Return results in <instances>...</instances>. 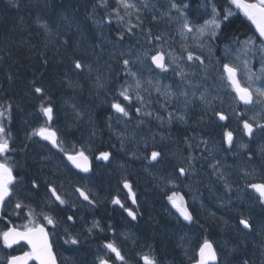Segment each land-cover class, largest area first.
<instances>
[{"label": "flooded vegetation", "instance_id": "obj_1", "mask_svg": "<svg viewBox=\"0 0 264 264\" xmlns=\"http://www.w3.org/2000/svg\"><path fill=\"white\" fill-rule=\"evenodd\" d=\"M71 7L76 8L75 6ZM99 8L100 7L98 5L93 6L91 8V11L95 15L94 18L96 19V24L98 22H101L103 24L102 28L104 30L102 31V34L107 40L109 39L108 30L110 28V25L107 23L106 19H102ZM97 12L100 15H98ZM96 15H98V18L96 17ZM192 16L196 20L199 19L197 10H194L192 12ZM160 18L161 17L158 14L155 21L161 23ZM64 41L65 40L62 41V44L64 47H66V41ZM216 42L220 45L219 49L221 61V83L217 86L220 87L222 91V30ZM189 45L191 47H194L193 42H190ZM192 56L193 59H196L197 54L192 53ZM198 61L202 62L200 60ZM105 62L106 61H102V63H104L103 67L106 70L107 68L105 66ZM190 62H192V60ZM160 70L161 69H158V71ZM177 70H179V72L182 71L179 68ZM142 72L146 74V71L142 70ZM112 77L114 78L115 83H117L118 85L122 84V81L117 79L115 74H113ZM150 78L154 79V76H150ZM205 78H209L207 70ZM203 87L204 92H208L210 88V80H208V82L203 81ZM42 98V102L37 107H34L31 111L32 114L37 119H39L38 123L35 121V119H32L30 125L36 123L37 124L32 126L31 128H26L18 124L15 119H17L19 116L24 117V114L27 112L25 111V105H27V102H25L23 98L19 101L6 100L0 94V111H3L5 113L3 117H0V125L4 127L5 136L9 142V150L3 155H0V162H5L11 167L12 175L15 178L14 183L10 185V195L5 198L2 204H0V233L7 231L9 228H15L16 230L23 232L35 225H42L45 231L48 233V243L50 244L52 254L55 257V264H100V261L102 259L105 260L107 264H144V261L142 259L144 255H148L154 258L156 264H160L163 255H159L160 252L155 250V247H153L155 246V243L152 245L148 244L145 240V238H147V235H144L143 241L138 238V234L143 231V229L148 227V224L144 223L146 222V220L144 219V213L146 211L144 203H146V201L144 199L138 202L135 201V205L132 206L129 197H127L126 195V189L125 187H123L125 182L130 183V188H127V190L131 189L136 194V191L134 190L135 187L131 185V182L133 180H138V176L131 177L126 166H114L111 164L104 165L102 164L104 159H98L101 153L106 152L100 151L103 148L101 145H107L105 134L100 130L101 125L104 124L105 121L111 120L112 118H107L105 117L106 115L98 118L97 120H101V122L100 126L97 128V122L95 123L96 126H94L93 121L89 124L83 125L86 120L84 121V118H82L81 115L78 123H71L70 126L68 125V128L66 127V123L63 124V122L68 121L72 118L71 112L64 110V113L59 118V114H56L57 111L52 101L49 100L45 96V94H43ZM117 98L118 97L115 96L113 97L111 107L112 104L115 103L114 101ZM79 103L83 107L84 103ZM198 103L199 102H196V104ZM73 105L74 103L71 106ZM198 105H201V103H199ZM41 106H50L53 108V118L51 121H49L47 117L44 116L43 112L41 111ZM178 108L185 109L188 107L185 106L184 102L179 104ZM205 109L206 110H202L200 112V114H203L202 118H198L197 116L194 118L187 117L186 119H180V126L175 121L170 122L164 127L162 123V126H159L158 138L164 139L163 146L164 144L169 145L172 139H175V141H177L179 137L188 138L189 136H191L189 137V139L195 137H198L200 139L202 138V141L200 142L201 147L199 146V148H197L196 150L190 149V152L184 151L181 148V144L176 142L174 147H172L171 145L165 150V154L168 157L171 156L176 151L175 148H181L182 153L190 154V159L192 160H189L188 162L190 175H188V177L186 178H183V176L176 177L177 182L175 185H177V187L181 186L183 189H185V191L182 190L181 195L187 202L192 201L190 202L191 204H198L197 202H199L200 199L202 201V198H204L203 202L204 204H206L204 206H206V209H209L211 198V184L209 182V178L206 177L210 174L209 168L206 165L210 164V157L209 155H207L206 158H203L204 160H200L199 157L205 152L203 149L210 146V143H207L206 138L211 126L209 116L210 113H207L208 107ZM125 110L128 112V115L124 117L122 122H119L124 131L120 133L121 136L126 133L125 138H129L130 136L139 138L140 130L142 133H145V127H136V124L141 121V118H139V122H137L136 120L132 119V112L129 109ZM88 117L90 118V116ZM96 117L97 115H95L94 118L91 117V120H95ZM57 118L58 120H60L58 121ZM102 119H104V122L102 121ZM195 125H197L195 129V131L197 130V132H194L193 135H191L190 131H192V128L194 129ZM218 125L223 131H221V135L217 136L220 145H222V164H226V166L223 165V168H225V170L222 174V187L220 190V197L224 195L222 196V201L224 202H222V204L225 205L228 202L233 201L235 193L237 194V192H240V196L242 195V197H246V194H241V191L243 193V189H247L248 192L249 190L251 191L252 184L264 183V157H256L255 159L252 158V162H245V159L240 154L241 152H239L240 148L238 147L241 146L240 142L242 138L241 133L237 132L238 126L236 124H231L230 126L225 127L224 123H219ZM261 125H264V120ZM40 127H47L55 131L57 139L65 151L73 154L82 151L88 158V161L90 163V170L88 172H83L80 169L76 168L73 163L67 159L65 151L53 148L52 145L47 141L42 140L39 136L33 135V131L35 129H39ZM200 129L202 130V133L199 132ZM225 130H228L232 133L233 139L231 145L226 142ZM83 133H86V135L84 136ZM92 133L98 136V138L100 139L99 142L92 144L90 142V139L88 140V137H90ZM243 138L247 139L244 136ZM252 140L256 148L259 149L262 147V149H264V127L260 128V132L254 134ZM244 141L247 142V140ZM144 147L146 146L139 147L137 151H135L134 149V152L132 151V155H141L142 153H145V150L143 149ZM200 149L202 150L201 152ZM129 152L130 151H127L128 155ZM106 153H108L109 156L113 155L110 152ZM166 161L167 164H165ZM200 162H203L202 167L205 166L207 168L204 167V178L202 177L203 182H201L198 188L193 185L194 182L191 181L190 177L191 172L196 166L200 165ZM243 162H245V164H243ZM255 162L256 164H254ZM79 163L82 164V161H79ZM165 163L162 164V168L156 167V169L168 171L166 165H173L174 168V163L172 162V160L169 161L168 159H165ZM239 167L241 170L239 169ZM108 170L112 176L107 175ZM234 170L236 173L234 172ZM240 171L243 172V174ZM231 172L232 174H230ZM244 172L247 173L246 175L248 176V178ZM233 174L235 176H233ZM115 176H118L119 186L116 185V190H112V188L114 187V183L117 182L114 180ZM143 176H145V172H141L139 175L140 178H142ZM240 177H242V179ZM188 181L189 183H187ZM184 184L186 186H184ZM229 185L231 186L229 187ZM233 185L235 187H233ZM238 187H241L239 188L240 190L238 189ZM49 188H54L57 194L60 195L61 198L65 201V203L60 204L59 201H57L52 195V192L49 191ZM78 188L89 197V199L92 201L91 204L80 195V192L77 191ZM189 189L191 190V192ZM199 194L201 198L199 197ZM115 199H118L120 201V204L113 203V200ZM193 200L197 202H194ZM244 200L245 198L239 199L240 202H243ZM17 203L21 205L20 208L16 207ZM159 203H163V200H161V202ZM121 205H123V207H121ZM161 206L164 209V206L162 204ZM126 209L134 213L135 219L128 215V211H126ZM46 216L50 217L54 221V224H48L47 220L45 219ZM69 216L73 217V219L69 220ZM195 216L198 218V214ZM82 222H90L94 226H96L94 227V229L89 230L88 236L83 238L87 242L86 246H81L78 242L75 244L72 243L73 239L78 241V233L83 229V227L80 228L82 226ZM98 223L101 233L95 231ZM119 228L127 230L121 231ZM101 229L103 231H101ZM129 232L130 235H128ZM90 233H92L93 235ZM124 235H127V239ZM133 235L134 237H137L134 238ZM204 242L205 241H203L201 238H198V241L196 242V244H194L192 251L198 252ZM108 243H112L116 246V248L123 256V260H118L116 255L105 247V245ZM166 249L174 250L170 247H167ZM31 252L32 248L26 240H19L18 242L13 243L11 247H6L3 243V240L0 239V264H8V259L11 256L24 258L26 253ZM174 252L175 250L170 251L169 256ZM25 264H38V261L35 259H27Z\"/></svg>", "mask_w": 264, "mask_h": 264}, {"label": "rangeland", "instance_id": "obj_2", "mask_svg": "<svg viewBox=\"0 0 264 264\" xmlns=\"http://www.w3.org/2000/svg\"><path fill=\"white\" fill-rule=\"evenodd\" d=\"M9 1H10L9 7H12V6L14 7L17 4H20V2H24V4H22L21 6H27V2L29 3L30 1H32L31 3L34 8L30 7L26 9L24 11V14H22V16L33 15L37 17V20H38L37 23H32V26L27 25L29 26L30 29L26 28V26L24 27V25L21 24V21L20 23L18 22L20 16L17 14L10 13L9 9L11 8L9 9L6 8L5 6V4L7 5L6 1L0 0V20L1 22L7 21V23L9 24V26L0 24V37L10 36V40L12 41V44H10L9 46H5L3 45L4 43L3 39L0 38V50H1L0 51V94L6 100L19 101L23 98V100L27 102V105H25V111L27 112L24 114V117L19 116L17 119H15L18 124L26 128H31L33 126V125L30 126V122H32V119H34V116L31 112L32 108L30 107V105H39L40 101H42L41 97H43V94L46 95L50 91L54 92L55 94L53 96L54 100H52V103L54 104L55 109L57 111L56 114L61 115L62 113H64V110L71 112L72 118L68 121L63 122V124L66 123V127H68V125L70 126L71 123H74V122L78 123L81 115H82V118H84V120L88 121L89 117L85 114L86 111L84 110H102V108L107 107V105L103 106L104 101L100 103L101 101L99 100L98 92L91 91V94L87 95L83 92L82 89L72 84L66 83L70 79V75L77 72V69L75 68V65H74L75 62L79 61L82 64V69L84 67L85 71L88 73H91V75L93 74L92 77L96 79L98 75H96L95 73L97 71L99 74L102 68V61H104L106 58H107V62L110 63L109 65L114 64L116 62V58H120L122 60V64L127 58L130 61V62L128 61L129 62L128 64L131 63V64L138 65L140 64L139 57L142 53H144L145 51L146 53H150L156 49L164 50L163 54L169 62V67H167L168 71L169 70L173 71L172 67L181 66L183 81H185V83H184V87L182 91H178V90L174 91V88L164 85L163 83L159 85L158 84L159 81L157 77L164 73H158V72H155L156 78L154 79H151L149 76H147L148 83L142 82L141 79L145 80L144 77H141L137 81V77H138L137 73L142 71V69L140 67L134 66L135 67L134 69L136 70V72L135 73L133 72L132 77H131V79L133 78V80L128 84V86L131 85V88L130 89L128 88V95L131 90V92L135 94V101L138 104H141V108H139L140 114L142 113L141 117H144L146 120H153L157 122L156 125L143 124L142 123L143 120L139 122L143 127H145V133H142L141 130L139 131V138H140V141H148L149 144L146 145L147 147H149L150 145H154V136H159L158 130H159V126H162V123H163V127L169 124L170 122H174V121L179 124L181 123L180 119L182 118V115L186 116V114L182 110L183 108H180V109L178 108V105L181 103L185 102V106L188 107V108H185V112H189V110L193 109L192 113L194 115H197V113H200L201 110H206L205 107L207 106H209V109H210L212 106V102L219 104L221 100H222V105H223L222 110L226 111L230 116H234L237 112L238 106H237L236 100L231 99L229 95L224 91L223 88L221 92L220 87L217 86L218 84L214 80L215 73L216 74L219 73L218 67H217L218 65L216 63L214 62L212 63L211 61H209L208 63L207 60L202 61L203 57L202 55H200L199 60L202 62H199L194 59L193 64L186 61L183 63V66L181 65V62L185 60L186 55L191 52L189 43L194 35L192 32H188L183 27V25L187 22L189 26L192 28V24L187 18L188 15L186 14V11L184 10V8H181L178 6H176V8H173L172 7L173 3L170 0H129L130 3L135 5V8H129V9L123 8L121 5L117 3V0H116V3L118 4V7H117L118 12L114 14V18H116L115 23L116 25H119V22L122 21L123 25L122 26L119 25L118 28L121 32H124V34H126L124 36L127 37L129 43L128 41L125 42L124 39L119 40V41L115 39L121 34V32L117 30L116 28L115 29L110 28L109 39L107 40L101 39L102 32L98 30H100L99 25H103V24L101 22H98L96 25V22H95L96 19L93 17L92 12L86 11L84 13L76 15L78 8L70 7L71 4L70 3L66 4V0H64V2L59 1V0H50L51 1L50 6L47 7L46 10H45V7L48 5V3H44L43 0H30V1L29 0H9ZM84 1L87 5L84 3L82 5L83 9L84 7L87 8L89 6H92L95 3L94 0L93 1L84 0ZM159 2H162V4H165L167 8L164 7L162 11H159V6H160ZM35 6H37L38 8H36ZM141 7L151 10L153 13H158L159 16L161 17L160 20L163 23V26L160 27V31L158 33L159 36H157L156 34L151 35V37L149 38V41L145 42L146 46L142 48H141V45L138 43V41L142 43L144 41V38L147 36L148 31H146L145 28H135L134 38L138 39V41L136 42L132 38V34L129 33L131 32L130 29L131 27H133V25L125 17L126 16L125 12H127V15L129 17L133 16V18H136L138 16V12L140 11ZM35 9L41 10L42 16L41 15L39 16V14L41 13L37 12ZM97 14L100 15L98 12ZM43 15L48 20L45 23H43ZM98 15H96L97 18H98ZM214 19L216 20V18ZM62 20L63 22L67 20L66 22H68L69 24L72 22H75V23H73L72 25L73 27H70L69 25L68 27L63 28L64 25L61 23ZM55 21H57L58 25L56 24ZM12 25L14 26L13 28L11 27ZM41 25H44V27H42ZM205 25L206 24H204L202 27H205ZM32 28H35L36 31L34 30V32H32L33 31ZM197 30L195 33L196 45L202 47V44L199 40L200 33ZM216 30L217 28L212 29L210 31H206V32H208V34L212 36V31L216 32ZM36 32H37V35L35 39V43H36L35 46H36L37 51L35 54H38V55H35L34 58H31V57L29 58L30 44H33V43L31 41H28L30 39H27V38L30 37L31 34H34ZM65 32H66V35H65ZM110 32H111V36H110ZM84 33L86 36L84 35ZM63 36H66V38L67 37L70 38L71 44H69L68 46L70 47V49L65 48L63 45H60V42H61L60 39H62ZM92 36L97 38L98 43H94V40H92ZM151 41L152 42L154 41V42L149 44V42ZM112 42H115L116 45L112 44ZM130 42L135 43V45L133 44L134 46H130L129 45ZM104 43H105L104 45L105 47H103ZM244 44L249 45L250 42H244L243 45L237 42L233 43L231 46V52L236 53L237 55L236 59H237V62L241 70V76L243 80L252 88L256 96L255 98L256 100H255L254 106L250 108H243L242 112L248 117H252L256 120H262L264 118V97L260 96L256 90L257 89L264 90V67L259 70L257 75L253 74L252 65L250 63H247V59L250 56V51L247 50L248 46H245ZM95 48L97 49L99 56L98 55L96 56ZM68 52H72L77 57L70 58V59H64V57L62 56L63 60H59L51 65L52 72L48 75L40 77L38 74H35L32 77L24 76V78L23 77L15 78V80L12 79L11 77L13 76V74L11 75L10 73L11 70L16 71V72H21L22 70L21 64L25 61L26 57L29 58V62L28 64L25 63V66H27L28 69H38L37 65H39V68H40V64L42 63L44 64L46 62L45 59L51 60L53 56L52 54L68 53ZM261 54L264 60V53L262 50H261ZM210 57H212V53L209 54V58ZM113 59L115 60L114 62H112ZM97 61H99L100 63H96ZM190 65H192V68L189 69ZM141 66L146 68V72H147L146 74H148L147 70H150V69L147 66V64L142 62ZM127 67L128 69L126 70V73H131L132 70L129 69V65ZM122 70H124V68H122ZM206 70L209 75L208 79L205 78ZM165 74L169 75V72ZM28 77H31L32 80L28 81L27 80ZM208 80H210L211 89L209 88L208 92H204L203 81L208 82ZM40 81L41 83H38ZM129 81L130 80H128V82ZM49 82L51 83L50 86L47 85V83ZM128 82L126 81L125 84H127ZM137 82H139L140 84L139 88L136 87ZM35 87H41L44 93L37 94L34 91ZM117 87H113L115 90L112 88V95L114 92L117 95L118 94L120 95V92L124 89L122 87H125V85L121 84V86L119 85ZM95 88H97L96 85H95ZM142 92L144 95L141 94ZM108 94H110V92ZM120 97L122 98L123 96L120 95ZM79 102L84 103L83 107L80 105ZM127 102L129 105V103H131V99L128 100ZM196 102H201V104L203 105V106L199 105V108H197L198 110L192 107L194 103L196 104ZM73 103L75 106L74 105L71 106ZM113 111L115 114L116 111L114 109ZM119 115H122V114H119ZM118 117L119 116H117L116 119H113V120L118 121ZM103 120L104 119H102V121ZM198 121H197V124H198ZM100 122L101 120H97L98 127L100 126ZM95 123L96 122L94 120V123H93L94 126H96ZM116 126H117L116 124H113L108 120V121H105V123L101 126L100 130L103 131L104 133H108L110 130L116 128ZM83 135L85 136L86 133H83ZM89 139L92 144H95L100 141L98 136L93 133L90 137H88V140ZM201 141H202V138L200 139L198 137L188 139V141L186 142L188 151L190 149L196 150L197 148H199ZM164 146H166V144H164ZM137 150L138 149H135V151ZM166 159L169 160V157L167 155H166ZM219 161L217 163H214V162L211 163V165H209L210 166L209 168L211 169V172L212 171L214 172L217 183L222 184V174L224 173L225 168H223V165H221L222 161L221 160ZM188 162H189V159L185 160L183 162V167H186ZM166 167L168 171L161 169L165 173L170 172V170L173 169L171 165L170 166L166 165ZM200 173L204 174V168L200 170ZM160 176L161 175H153L151 178L152 182L154 181L157 185L159 184L164 185L165 183L163 182V180L165 181L166 179L165 177L162 178V176L161 177ZM206 177L209 178L210 180L209 182L215 181L213 174L206 176ZM114 180L118 181V176H115ZM214 187H215V184H213V190H214ZM163 192L164 191H162V189L160 191L159 189L156 190L155 194H157V197L154 194V195H151L149 199H144L146 201V203H144V206L146 209L145 213H150V216H151V213L154 214L155 216L157 214L161 216L159 219H158V215L156 216V218H153L152 216L151 217L153 219L150 218V221L157 222L156 224L158 226H155V230L151 233L152 237H151L149 244L152 245L155 243V246H159L163 249H166L167 247H169V244L176 241V234L172 230L177 227L180 228L179 223L181 221L179 219H176L173 216V211L171 207H170L171 209V213H170V211L168 210L169 207L166 204L162 203V205L164 204L163 206L165 207L163 210H160L161 205L159 202L161 201V197L160 195L158 196V194H162ZM169 196H171V194ZM221 200H222V196H221ZM199 201H201V199ZM198 204L200 205L199 207L203 208V209L201 208L200 211H198V218L202 217V219L199 218L198 220L199 222H201L202 220V221H205V223H207L209 219V214H211L213 210L206 209V207L204 206L205 205L204 202L202 203L198 202ZM216 205H218V203L214 202V207ZM169 206H170V202H169ZM235 210L238 211L237 208ZM206 211L209 214H207ZM263 211H264V208H263ZM205 216L207 217V219L205 218ZM164 219H167V220H164ZM263 221H264V218H263ZM195 223L193 222L182 223L181 222L182 226L185 225L183 228L184 230H186V232H184L183 230H180L179 240L185 245V249H181L182 251L181 252L179 251V253L177 250H175V252L171 254L169 257L163 256L160 261V264H187L188 263L187 259L190 258L192 255L193 246L198 241V238L202 235L201 232L197 231V229L199 230V227H198L199 224L197 220ZM205 223L203 224L200 223V224L203 225V227H205L206 225ZM172 225H174L175 228ZM94 227L96 226L94 225L87 226L89 230L94 229ZM219 234L222 236H220ZM166 235H168L172 239L165 238L167 237ZM185 235H189L188 240H186L187 237H185ZM229 235L236 237V234L231 233V232H228V233L217 232L214 235L216 238L218 237L220 239V240L218 239V242L216 243L218 245H221L220 247H223V246L225 247V249H223L225 250L224 259H226L227 262L223 264H232V263L233 264H245V261H247V264H264V259H263L264 258V244L263 243L260 244L261 248L263 247L262 251L259 254L261 256H258L257 254L258 251H256L258 249V246H256V243L253 244V242H250V241H247L246 243L239 241L238 242L239 245H237L235 241H232L230 238L227 237ZM222 238H224L223 241H222ZM230 242H234V244L236 245L234 246L236 248L233 251H230V248H229L231 245ZM250 246H252V249ZM247 249L249 250V252ZM238 254H242V258L241 256H237ZM235 257H238V258H235ZM235 259L238 261H236Z\"/></svg>", "mask_w": 264, "mask_h": 264}, {"label": "bare ground", "instance_id": "obj_3", "mask_svg": "<svg viewBox=\"0 0 264 264\" xmlns=\"http://www.w3.org/2000/svg\"><path fill=\"white\" fill-rule=\"evenodd\" d=\"M6 1V3H7V5L5 4V6H6V8L7 9H9V8H11V9H9L10 10V13H12V14H17V15H21L22 16V14H24V11L26 10V9H28V8H30V7H33L32 6V1H30L29 3L27 2V6H21L22 4H24V2H20V4H17L16 6H12V7H9V5H10V1L9 0H5ZM45 1V3H48V5L45 7V10H46V8L47 7H49L50 6V3H51V1L50 0H44ZM59 1H62V2H64V0H59ZM183 1H186V0H183ZM92 2V1H91ZM67 3H70L71 5H70V7L71 6H75L76 8H78V11L76 12V15H79V14H81V13H84V12H86V11H88V12H92L91 11V8L93 7V6H96V5H98L99 6V4L97 3V2H95L92 6H89V7H84V9H83V4L85 3V1L83 0H69V2H68V0H66V4ZM86 4V3H85ZM159 4H160V6H159V11H162L163 10V8L164 7H166L167 8V6L165 5V4H162V2H159ZM87 5V4H86ZM36 8H38L37 6H35ZM100 7V6H99ZM34 8V7H33ZM100 9V12H101V17H102V19H106V16H107V14H108V12H106V11H104V10H102L101 8H99ZM36 10V9H35ZM37 12H39V13H41V14H39V16L41 15L42 16V12H41V10H36ZM95 11H96V9H95ZM165 11H167V10H165ZM92 14H93V17H95V15H94V13L92 12ZM125 17L126 18H129V16L127 15V12H125ZM34 17V16H33ZM26 18V17H25ZM35 18H36V21H35ZM28 19H29V17L28 18H26V20L28 21ZM31 21V20H30ZM30 21L28 22V23H26L27 25H31L32 26V23H34V22H32L31 21V23H30ZM34 21H35V23H37V17H34ZM48 20H47V18L43 15V23H45V22H47ZM67 20H65L64 22H63V20L61 21V23L64 25V27L63 28H65V27H68L69 25H70V27H73L72 25H73V23H75V22H72V23H68V22H66ZM56 22V24H57V21H55ZM118 22V21H117ZM154 23H153V26H155V27H157V28H160V27H162L163 26V23L161 22H158V21H153ZM0 24H3V25H6V26H9V24L7 23V21H5V22H1V20H0ZM58 25V24H57ZM97 25V24H96ZM114 25H116V23H115V20H114ZM157 25V26H156ZM99 27H100V30H98V31H103L104 29L102 28V25H99ZM110 28H114L113 26H110ZM110 28H109V30H108V34H109V31H110ZM115 29V28H114ZM74 31V30H73ZM97 31V32H98ZM146 31H147V29H146ZM32 32H34V30L32 31ZM75 32V31H74ZM66 33V32H65ZM103 33H105V32H103ZM40 35V34H39ZM43 35V34H42ZM84 35H85V33H84ZM86 36V35H85ZM110 36H111V32H110ZM41 37V36H40ZM77 38V37H76ZM101 39H105L104 38V35L102 34V38ZM61 40V42H60V45H63L62 44V41L63 40H65L66 41V47L65 48H68V49H70V47H68L69 46V44H71V42H70V38L69 37H67L66 38V36H63V38L62 39H60ZM92 40H94V43H98V40H97V38L96 37H94V36H92ZM133 42H130V44L129 45H131ZM134 45H135V43H133ZM131 45V46H134V45ZM36 43H33V44H31V49L29 50V58L31 57V58H34V56H35V53H36V51H37V49H36ZM95 50H96V52H97V49L95 48ZM1 51V50H0ZM66 52V51H65ZM53 56H52V59L51 60H48V59H45V66L46 67H42V64H40V68L37 70V69H28L27 68V66H25V63H27L28 64V62H29V58L28 57H26V59H25V61L21 64V68H22V70H21V72H16V71H13L12 72V70H11V75L13 74V75H15V73L17 74V78H20V77H23L24 78V76H33V75H35V74H38L40 77H43V76H45V75H48V74H50L51 72H52V70H51V65L53 64V63H55V62H57V61H59V60H63V58H62V56L64 57V59H70V58H76L77 56L76 55H74L72 52H68V53H57V54H52ZM125 60H127V61H129L127 58L125 59ZM104 61H106L105 62V66H106V70L104 69V67H103V63H102V68H101V71L99 72V74H98V72L96 71V75H98L97 76V78L95 79V78H93L92 77V75H91V73H88V72H86V71H84L83 73H79L81 70H82V68L81 69H77V72L76 73H74V74H71L70 75V79L66 82V83H68V84H72V85H74V86H76V87H78V88H80V89H82L83 90V92L85 93V94H87V95H90L91 94V91H96V92H98L99 93V100L101 101L100 103H102V101H104L103 103V106L105 105V103L107 102V100L111 97V96H113L112 95V88L113 87H117V86H119L117 83H115L114 82V78L112 77V75L113 74H115L116 75V77H117V79H121V77L120 76H118L119 75V73L121 72V71H123V73H126V69L124 68V70H122V68H118L117 67V65H121L122 64V60L120 59V58H116V62L114 63V64H111V65H109L110 63H108L107 62V58L104 60ZM115 60L113 59L112 60V62H114ZM151 61L152 60H150L149 61V63L147 64V66L149 67V69L150 70H147L148 71V74L147 75H149V73L151 72V67H150V63H151ZM130 62V61H129ZM96 63H100L99 61H97ZM96 63H95V65H96ZM44 65V64H43ZM75 65V64H74ZM152 65H154L153 64V62H152ZM135 66H137V67H140V68H143L142 66H141V63L140 64H138V65H135ZM95 68H97V67H95ZM30 70V71H29ZM121 70V71H120ZM147 73V72H146ZM15 80V79H14ZM148 80V79H147ZM128 82V81H127ZM38 83H41V81L40 82H38ZM95 85L97 86V88H95ZM105 87V91H103L102 90V87ZM121 86V85H120ZM118 88V87H117ZM114 89V88H113ZM115 90V89H114ZM113 90V91H114ZM35 91V90H34ZM110 92V94H108V93ZM140 93V92H139ZM35 94V93H34ZM142 95H144L143 94V92L141 93ZM36 95V94H35ZM55 94H54V92L52 93V91H50V92H48L45 96L49 99V100H54V98H53V96H54ZM139 95V94H138ZM37 96V95H36ZM140 96V95H139ZM114 97V96H113ZM113 97H112V99H113ZM115 97H118L114 102L115 103H120L119 102V100L121 99V97H120V95L118 94L117 96H115ZM145 97V96H144ZM42 98V97H41ZM146 98V97H145ZM42 100H43V98H42ZM141 100V99H140ZM149 101V100H148ZM161 101V100H160ZM42 101H40V103H41ZM112 102V101H111ZM39 103V104H40ZM97 103V102H96ZM98 104H99V102H98ZM38 105H30V107L33 109L34 107H37ZM183 111H184V113L186 114V116L185 115H182V118H181V120L182 119H186L187 117H189V118H194V117H197V115H194V114H192L190 111L189 112H185V109H182ZM37 111V110H36ZM84 111H86V115L87 116H90V118L88 119V121H86L84 124H89V123H91L92 121L94 122V120H92L91 121V117H95V115H97V117L95 118V122H97V119L98 118H101L103 115H106L105 114V112H104V108H102V110H84ZM63 114V113H62ZM62 114L61 115H59V118L62 116ZM142 114V113H141ZM55 115V114H54ZM58 115V114H57ZM34 116V115H33ZM39 116V115H38ZM77 117H78V115H77ZM34 119H35V121L38 123V120L39 119H37L35 116H34ZM113 119H116V118H113ZM113 119H111V120H109L111 123H113V124H116L117 126H116V128H114V129H112L111 131H109L108 133H104L105 134V139L107 140V145L106 146H103V145H101L103 148L100 150V151H106V152H110L111 154H113L112 156H109L108 157V159L107 160H104L103 161V163L102 164H104V165H107V164H111V165H114V166H126L127 168H128V170H129V175L131 176V177H136V176H138V180H133L132 182H131V185H133L134 187H135V191H136V194L132 191V190H126V195H127V197H129V199H130V202L131 203H135L134 201H142L143 199H149V197L151 196V195H154L155 193H156V190H158L159 189V191L164 187V186H162L163 184H159V185H157L156 183H153L152 182V180H151V176H153V175H156V174H153V173H150L149 171H147L145 168H144V166L141 164V163H145V164H151V163H154L155 161H153L152 160V158H151V154H152V152L153 151H155V152H158L160 155L158 156V158L161 156V155H164V156H166V154H165V150L168 148V147H170L171 146V143L169 144V145H166V146H163L161 143H159V141L160 140H162L163 138H158V136H154V140H156V142L154 143V146L153 147H147L146 145H148L149 143H148V141H140V138H135V137H133V136H130L129 138H125V134L126 133H124V135H123V137L121 136V132H124L123 131V127L119 124V121H114ZM57 120H58V118H57ZM60 120V119H59ZM58 120V121H59ZM80 120V119H79ZM85 121V120H84ZM104 122V121H103ZM36 123V124H37ZM142 123L143 124H149V125H156V122L155 121H153V120H143L142 121ZM36 124H33V126L34 125H36ZM98 124V123H97ZM181 124V123H180ZM180 124L178 123V125L180 126ZM103 125V124H102ZM101 125V126H102ZM31 126V125H30ZM141 126V124L140 123H138V124H136V127L138 128V127H140ZM148 126V125H147ZM196 126V125H195ZM59 127V126H58ZM197 127V126H196ZM97 128H98V126H97ZM216 129V128H215ZM96 132V131H95ZM194 132H197V131H192L191 132V135H193V133ZM123 134V133H122ZM189 137H191V136H189ZM189 137L188 138H184L185 139V143L188 141V139H189ZM207 138V143L209 142V134H208V136L206 137ZM205 141V140H204ZM239 143V142H238ZM238 145V144H237ZM109 146H111V147H109ZM142 146H146V148H144V150H146V152L145 153H142L141 155H132V151L134 150V148L135 149H138L139 147H142ZM235 147H236V144H235ZM239 148H240V146H238ZM233 148V147H232ZM176 149V151L171 155V156H169L171 159H172V162L174 163V168L172 169V170H170V172H167V173H165V172H163L162 170H160V169H156L155 170V173H157V175H161L162 177H165V178H167V177H169V176H171L172 174H174L176 171H179V169L180 168H185V167H183V162L185 161V160H187V159H189V160H191L190 158V154L188 153V154H186V153H182L181 152V148H175ZM240 150V149H239ZM127 151H130L129 152V155L127 154ZM234 151V150H233ZM134 152V151H133ZM162 152V153H161ZM240 152V151H239ZM138 153V152H137ZM237 153V152H236ZM136 154V153H135ZM198 154H200V153H198ZM192 155V154H191ZM195 156V155H194ZM193 156V157H194ZM207 156V155H206ZM236 157V156H235ZM157 158V159H158ZM195 158V157H194ZM239 158V157H238ZM227 159V158H226ZM200 160H201V158H200ZM204 160V159H203ZM225 160V159H224ZM240 160V159H239ZM192 161V160H191ZM194 161H196V160H194ZM227 161V160H226ZM220 162V161H219ZM248 162V161H247ZM250 162H252V161H250ZM222 163V162H221ZM165 164H167V161H166V163ZM220 164V163H219ZM229 164V163H228ZM249 164V163H248ZM254 164H256V162L254 163ZM211 165V164H210ZM213 165V164H212ZM221 165H224V164H221ZM220 165V166H221ZM219 166V167H220ZM224 166H226V164L224 165ZM232 166V165H231ZM239 166V165H238ZM253 166H255V165H253ZM172 167H173V165H172ZM197 167V166H196ZM196 167L193 169V171L191 172V181L192 182H194L193 183V185L195 186V187H198V186H200V184H201V182H203V180H202V177L204 176V174H202V173H200L199 172V170L200 169H196ZM205 167V166H204ZM203 167V168H204ZM215 167H217V166H215ZM243 167V166H242ZM241 167V168H242ZM252 167V166H251ZM205 168H207V167H205ZM245 168V167H244ZM248 168H249V166H248ZM214 169V168H213ZM227 169H228V167H227ZM232 169H233V167H232ZM237 169V168H236ZM239 169H240V167H239ZM246 169V168H245ZM251 169H254V168H251ZM260 169V168H259ZM211 170V169H210ZM238 170V169H237ZM241 170V169H240ZM249 170V169H248ZM216 171H217V169H216ZM222 171V170H221ZM232 171V170H231ZM239 171V170H238ZM141 172H145V176H143L142 178H140L139 177V175H140V173ZM234 172H235V170H234ZM241 172V171H240ZM249 172V171H248ZM251 172H253V171H251ZM259 172V171H258ZM263 172V171H262ZM229 173V172H228ZM236 173V172H235ZM242 174H243V172H241ZM245 173V175L247 174L246 172H244ZM218 174V173H217ZM230 174H232V172L230 173ZM229 174V175H230ZM251 174H253V173H251ZM107 175L108 176H110L111 174L109 173V170L107 171ZM128 175V176H129ZM257 175H258V173H257ZM112 176V175H111ZM160 176V177H161ZM224 176V175H223ZM233 176H235L234 174H233ZM247 176V175H246ZM262 176V175H261ZM211 177V176H210ZM218 177V176H217ZM220 177V176H219ZM238 177V176H237ZM189 178V179H190ZM204 178V177H203ZM231 178H233V177H231ZM241 179H242V177H240ZM247 178H248V176H247ZM251 178V177H250ZM263 178V177H262ZM154 179V178H153ZM158 179V178H157ZM237 179V178H236ZM252 179V178H251ZM258 179V178H257ZM205 180V179H204ZM230 180V179H229ZM259 180V179H258ZM261 180V179H260ZM161 181V180H160ZM159 181V182H160ZM210 181V180H209ZM238 181V180H237ZM212 182V181H211ZM229 182V181H228ZM231 182V181H230ZM128 183V182H127ZM163 183V182H162ZM184 183V182H183ZM186 183V182H185ZM187 183H189V181L187 182ZM191 183V182H190ZM233 183V182H232ZM249 183V182H248ZM129 184V186H130V183H128ZM175 184H176V182H175ZM207 184V183H206ZM229 184H231V183H229ZM236 184V183H235ZM116 185L117 186H119V183H118V181L116 182V183H114V187L112 188V190H116ZM183 185V184H182ZM189 185V184H188ZM210 185V184H209ZM227 185V184H226ZM245 185V184H244ZM248 185V184H247ZM246 185V186H247ZM184 186H186L185 184H184ZM190 186V185H189ZM207 186V185H206ZM228 186V185H227ZM231 185H229V187H230ZM242 186V185H241ZM123 187H124V185H123ZM132 187V186H131ZM133 187V188H134ZM203 187V186H202ZM201 187V188H202ZM225 187V186H224ZM233 187H235L234 185H233ZM199 188V187H198ZM204 188V187H203ZM239 188H241V187H238V189ZM192 189V188H191ZM228 189V188H227ZM237 189V190H238ZM190 190V189H189ZM188 190V191H189ZM201 190V189H200ZM211 190V189H210ZM240 190V189H239ZM163 191V190H162ZM195 191V190H194ZM130 192H131V195H130ZM190 192H191V190H190ZM196 192V191H195ZM231 192V191H230ZM202 193V192H201ZM200 193V194H201ZM240 193V192H239ZM238 192H237V194L235 193V195H234V197H233V200H236V199H234V198H239L240 199V194H239ZM185 194V193H184ZM200 194H199V197H200ZM203 194V193H202ZM228 194H229V191H228ZM232 194V193H231ZM241 194H244V193H242V191H241ZM156 195V197H157V194H155ZM160 194H158V196H159ZM197 195V194H196ZM198 196V195H197ZM222 196H224V195H222ZM226 196V195H225ZM242 196V195H241ZM194 197H195V194H194ZM198 197V198H199ZM203 197V196H202ZM229 197V196H228ZM231 197V198H232ZM152 198V197H151ZM191 198V197H190ZM201 198V197H200ZM213 198V197H212ZM225 198H227V197H225ZM154 199H156V198H154ZM193 199V198H192ZM203 199L204 198H202V202H203ZM211 199V198H210ZM214 199V198H213ZM223 199V198H222ZM230 199V198H229ZM158 200H159V198H158ZM196 200V199H195ZM212 200V199H211ZM227 200V199H226ZM232 200V199H231ZM231 200H229V201H231ZM154 201V200H153ZM194 201V200H193ZM161 202V201H160ZM187 202V201H186ZM190 202H192V201H190ZM194 202H197V201H194ZM201 201H199V203H202ZM214 202H216V203H218V205H216L214 208H212L213 209V215L212 214H209L207 211H206V213L207 214H209V219H208V221H207V223H205L206 225H205V227L206 228H208L209 230H210V233L211 234H213V233H215V232H224V233H226L225 231H226V229H228L229 227H239L240 226V224H233L234 222H232V219H231V217H233V215H231V217H228V215L226 214V212L224 211V209H223V207L225 206V205H223L222 204V200H221V197L219 198V196H217V198L215 199V201ZM228 202V201H227ZM198 203V202H197ZM206 203V202H205ZM224 203V202H223ZM226 203V202H225ZM233 202L231 201V204H232ZM162 204V203H161ZM160 204V205H161ZM191 204V203H190ZM164 205V204H163ZM206 205V204H205ZM246 205V204H245ZM165 207V206H164ZM209 207V206H208ZM200 208H202V207H200ZM246 208H247V205H246ZM167 209V208H166ZM203 209V208H202ZM212 209H209V210H212ZM160 210H163V208H162V206H161V209ZM169 210V209H168ZM246 209H244L243 211H245ZM170 211V210H169ZM200 211V210H199ZM162 212H164V211H162ZM232 213H234L233 211H231ZM154 213H155V211H154ZM170 213H171V211H170ZM164 214H166V213H164ZM158 215V214H157ZM156 215V216H157ZM163 215V214H162ZM151 216L153 217V218H156V216L154 215V214H152L151 213ZM150 216V213H144V219L146 220V222H144V223H147L148 224V227H146L145 229H143V231H141L139 234H138V238L141 240V241H143L144 240V235H147V238H145V240L147 241V243L149 244V242H150V240H151V237L149 236V235H151V233L155 230V226H158L156 223L157 222H151L150 221V218H152ZM168 216V215H167ZM207 216V215H206ZM206 216H205V218H206ZM140 217V216H139ZM161 216H159L158 215V219L160 218ZM204 217V216H203ZM152 218V219H153ZM195 218V217H194ZM199 218H201L202 219V217H199ZM198 218V219H199ZM222 218H225L226 219V222H225V225H222ZM172 219V218H171ZM143 220V219H142ZM164 220H167V219H164ZM196 220V219H195ZM206 220V219H205ZM199 221V220H198ZM142 222V221H141ZM205 221H202L201 220V222H199V223H201V224H203ZM183 223V222H182ZM193 223H195V222H193ZM106 224V223H105ZM140 224V223H139ZM152 224V225H151ZM196 224V223H195ZM103 225V224H102ZM110 225V224H109ZM108 226V225H107ZM112 226V225H111ZM185 226V225H184ZM184 226H182V224H181V222L179 223V227L180 228H176V229H173L172 231H174L175 232V234H176V241L175 242H173V243H171V244H169V247L170 248H172L173 246H175L176 244L177 245H180V244H182L180 247H175V248H172V249H174V250H177L178 251V253H179V251L181 252L182 250L181 249H185V245L179 240L180 239V230H183L184 232H186V230H184ZM195 226V225H194ZM229 226V227H228ZM102 227V226H101ZM113 227V226H112ZM141 227V226H140ZM193 227V226H192ZM205 227H203V226H200V228H199V232H201V234H202V236H203V234L205 233V234H209V235H211L209 232H207L206 231V229H205ZM107 228V227H106ZM115 228V227H114ZM120 229V228H119ZM195 229H197V228H195ZM233 229V228H232ZM113 230V229H112ZM115 230V229H114ZM118 230V229H117ZM121 231L122 230H127V229H120ZM140 230V229H139ZM194 230V229H193ZM229 230H231V229H229ZM95 231H97V232H100V227L98 228H96L95 229ZM101 231H103L102 229H101ZM132 231V230H131ZM136 231V230H135ZM190 231V230H189ZM188 231V232H189ZM197 231H198V229H197ZM81 232V233H80ZM79 233H78V237H77V239H78V243H80V245L82 246H86L87 245V242L83 239L84 237H86V236H88V234H89V229L87 230V226L86 227H83V229L80 231ZM118 232V231H117ZM187 232V233H188ZM101 233V232H100ZM126 233V232H125ZM132 233V232H131ZM195 233V232H194ZM90 234H92V233H90ZM121 234V233H120ZM196 234H198V233H196ZM240 234L242 235V237H244V240L243 241H241V242H247V241H250V242H253V243H256V245L257 244H264V224L261 226V225H259L258 223H256L255 224V227H254V229H252V231L251 232H245V231H237V234H236V237H240ZM93 235V234H92ZM119 235V234H118ZM128 235H130V232H129V234ZM220 235V234H219ZM125 236V235H124ZM127 236V235H126ZM126 236H125V238H126ZM220 236H222V235H220ZM230 236V235H229ZM131 237V236H130ZM133 237H134V235H133ZM137 237V236H136ZM136 237H134V238H136ZM185 237H187L186 238V240H188V238H189V235H185ZM198 237V236H197ZM224 237H226V236H224ZM228 237V236H227ZM195 238V237H194ZM229 238V237H228ZM127 239V238H126ZM129 239V238H128ZM217 239H219L218 237H217ZM223 239V238H222ZM227 239V238H226ZM225 239V240H226ZM230 239H231V237H230ZM130 240V239H129ZM133 240V239H132ZM137 240V239H136ZM195 240V239H194ZM193 240V241H194ZM220 240V239H219ZM224 240V239H223ZM230 241V240H229ZM233 241V240H232ZM196 242V241H195ZM235 242H237V241H235ZM225 243V242H224ZM244 244V243H243ZM102 245V244H101ZM228 245V244H227ZM239 245V244H238ZM248 245V244H247ZM221 246V245H220ZM223 246V245H222ZM225 246H226V244H225ZM261 246V245H260ZM153 247H155V250H157L158 252H160V254L159 255H163V256H166L165 254H167L168 256H169V252L170 251H174V250H167V249H163V248H161V247H159V246H153ZM191 247V246H190ZM224 247V246H223ZM223 247H221V248H223ZM236 248V247H235ZM241 248V247H240ZM239 248V249H240ZM245 248V247H244ZM256 248V247H255ZM263 248V247H262ZM224 249H225V247H224ZM252 249V248H251ZM250 249V250H251ZM254 249V248H253ZM237 250H238V248H237ZM248 250V249H247ZM225 251V250H224ZM243 251H244V249H243ZM252 251V250H251ZM256 251H258V249L256 250ZM167 252V253H166ZM246 252V251H245ZM248 252H249V250H248ZM253 253V252H252ZM236 254H237V252H236ZM257 254H258V256H261V255H259L260 253H258L257 252ZM242 255V254H241ZM256 255V254H255ZM248 256H249V254H248ZM235 258H238V257H235ZM241 258H242V256H241ZM248 258V257H247ZM256 258V257H255ZM250 259V258H249ZM262 259V258H261ZM264 259V258H263ZM236 260V259H235ZM234 261V260H233ZM236 261H238V260H236ZM252 261V260H251ZM237 263V262H236ZM233 264V263H232Z\"/></svg>", "mask_w": 264, "mask_h": 264}, {"label": "snow or ice", "instance_id": "obj_4", "mask_svg": "<svg viewBox=\"0 0 264 264\" xmlns=\"http://www.w3.org/2000/svg\"><path fill=\"white\" fill-rule=\"evenodd\" d=\"M101 6H104V0H100ZM117 3L121 5L125 9L129 8H135V5L130 3L129 0H117ZM230 3L234 5L237 9H239L244 16L247 17L248 20L252 22L253 25H255L257 32L259 33L261 38H264V0H256L255 3H247L245 0H230ZM173 8H176V5H172ZM215 11V9H214ZM232 13L229 11L228 15H231ZM225 19H227V15L225 16ZM44 27V25H41ZM219 22H217L215 19H213L210 22H206L205 27H202L198 29L200 35H204L206 31H210L215 28H219ZM184 29H186L188 32H192L193 29L189 26V24L186 22L183 25ZM212 35H215V32L212 31ZM153 64L156 65V67L160 68L161 70L166 71L167 67L164 63V57L163 55L157 53L156 55H153L151 57ZM188 59L191 61L193 59V56L191 53L188 55ZM196 59H199V57H196ZM128 61L125 60L124 64L125 67L128 66ZM75 68L81 69L82 64L77 61L75 62ZM224 74L226 76V79L228 83L231 85L233 91H235L237 98L244 104H250L253 102V94L252 91L248 87H244L241 85V82L237 78V69L233 66H230L229 64H224ZM179 74V73H178ZM136 87L139 88L140 84L137 82ZM35 92L37 94H42L43 89L41 87H35ZM257 93L264 97V90L257 89ZM120 95L123 96L125 100H130V96L128 95V89L125 88L120 92ZM113 109L124 116L128 115V112L125 110L124 107L121 106L120 103H113L112 104ZM41 111L43 112L44 116L47 117L49 121L52 120V114H53V108L48 106H41ZM139 112V109H137ZM5 113L3 111H0V117H3ZM220 120H225L226 116L221 113H217ZM260 127H264V125H259ZM243 127L247 134L251 135L252 133V126L248 122H244ZM33 135L39 136L42 140L47 141L52 145L53 148H57L58 150L65 151L60 144V142L57 139L56 132L47 128V127H40L39 129H35L33 131ZM226 142L231 145L232 144V133L231 132H225ZM9 150V142L8 139L5 136V129L2 125H0V155H3ZM65 155L67 159L73 163L75 167L80 169L81 171L87 172L89 169L86 166V164H81L78 161L83 160L87 161V157L84 155V153L78 152V153H69L65 151ZM160 154L158 152L153 151L151 154V158L153 161L157 160L158 156ZM109 157L108 153H101L100 157L98 159H104L107 160ZM180 174L184 175L186 173L185 168L179 169ZM14 176L12 175V169L11 167L5 163L0 162V204H2L6 197L10 195L11 189L10 185L14 183ZM35 186V185H34ZM125 188H130L129 184L125 182L124 184ZM251 187L259 194L260 202L264 203V183L260 184H252ZM49 191L52 192V195L55 197L57 201H59L60 204H64L65 201L61 198L60 195L57 194L56 190L54 188H49ZM78 192H80V195L87 200L90 204L92 201L89 199V197L81 191L79 188L77 189ZM131 195V192H130ZM178 196L177 193H173L172 196H169L168 199L172 203V206L177 209V211L180 213V215L187 221L192 220V216L188 213L186 208H183L180 206V204L177 202L174 197ZM179 199L182 200V197ZM135 202V201H134ZM113 203L120 204V201L118 199L113 200ZM17 208H20L21 205L17 203ZM123 207V205H121ZM128 215L131 216L133 219H135V215L132 211L127 210ZM48 224H54V221L50 217H45ZM69 220H72L73 217L69 216ZM240 224L243 225L245 229L250 228V224L246 219H241ZM0 239L3 240V243L6 247H11L13 243L18 242L19 240L23 239L28 242V244L32 248L31 253H26L24 258L11 256L8 259V264H25L27 259H35L38 261V264H55V257L52 254L51 246L48 243V233L45 231L44 227L42 225H35L31 228H28L26 231H18L15 228H9L7 231H4L0 233ZM72 243L75 244L77 241L75 239L72 240ZM107 249H109L112 253H114L118 260H123V256L121 255L120 251L116 248V246L112 243H108L105 245ZM200 264H209V261L214 262L217 259V254L215 250L212 248V245L206 240L203 244V246L200 249ZM144 264H156V261L154 258L144 255L142 257ZM100 264H107L105 260H101ZM245 264H247V261H245Z\"/></svg>", "mask_w": 264, "mask_h": 264}, {"label": "trees", "instance_id": "obj_5", "mask_svg": "<svg viewBox=\"0 0 264 264\" xmlns=\"http://www.w3.org/2000/svg\"><path fill=\"white\" fill-rule=\"evenodd\" d=\"M228 0H222V11H223V9L224 8H226L227 6H228V2H227ZM43 2L45 3V1L43 0ZM178 2L179 3H182L183 2V0H178ZM20 17H19V20H18V22L20 23V21H21V24L22 25H24V27L26 26V28H29V26H27V24L26 23H28L30 20L32 21V22H34L35 23V21H36V18H35V21H34V17H33V15H29V16H21V15H19ZM13 17H15V16H13ZM28 18L29 17V19H28V21L26 20V18ZM14 21V20H13ZM31 21H30V23H31ZM12 28L14 27L13 25L11 26ZM30 29V28H29ZM248 29H250V30H252L251 29V27H250V25L248 24V22L246 21V20H244L242 17H240L239 15H237V16H235V17H233V18H231L230 20H228V22L227 23H225L224 24V30L226 31V30H228V31H246V30H248ZM32 30H35L36 31V29L35 28H32ZM36 35H37V32L36 33H34V34H31V36L30 37H28L27 39H30V40H28V41H31L32 43H35V39H36ZM0 38H2L3 39V45H5V46H9L10 44H12V41L10 40V36L9 37H6V36H1ZM20 39H21V37H20ZM30 49H31V44H30ZM35 55H38V54H35ZM98 54H96V56H97ZM40 56V55H39ZM99 56V55H98ZM46 64L44 63V65H43V63H42V67L44 66V67H46L45 66ZM37 68L39 69V65H37ZM37 69V70H38ZM30 71V70H29ZM15 75L17 76V74L15 73ZM15 75H13V76H11L12 77V79H15V78H17ZM27 80L28 81H31L32 80V78L31 77H28L27 78ZM47 85L48 86H50L51 85V83L49 82V83H47ZM197 126V125H196ZM196 126L194 127V129L192 128V131H195V129H196ZM192 131H190V132H192ZM197 131V130H196ZM219 135V131H218V129L216 128V129H214L213 131H211L210 132V134H209V143L210 142H214V140L213 139H216L217 138V136ZM163 140L164 139H162V140H160L159 141V143H161L162 145H163ZM185 141V139L184 138H182V137H179V139L177 140V141H175V139H172V141H171V145H172V147H174V145H175V143L177 142V143H179V144H181V148L184 150V151H188V149H187V145H186V143L184 142ZM156 142V140H154V143ZM204 144H205V141H204ZM202 150L200 149V152H201ZM203 167L201 166V165H199V166H197L196 167V169H202ZM200 170H199V172H200ZM218 196V194L217 195H214V196H212L213 198H212V200L210 201V208L212 209V208H214V201H215V199H216V197ZM220 198V197H219ZM234 199H236V200H233V203L231 204L232 206H234V207H240V209H242V210H244V209H246V205L245 204H243V203H240V201H239V198H234ZM223 209H224V211L226 212V214L228 215V213H227V209H226V207L224 206L223 207ZM234 213H232V212H230V214L231 215H235L236 213H238L237 211H233ZM246 215V214H245ZM228 217H229V215H228ZM225 222H226V219L225 218H222V225H225ZM232 222H234L233 220H232ZM236 224V223H235ZM237 224H239V222H238V220H237ZM264 224V223H263ZM252 225L255 227V225H254V223H252ZM229 227V226H228ZM238 228H240V226L238 227ZM205 229H206V231L207 232H209L210 233V230L208 229V228H206L205 227ZM229 229H231V230H229ZM171 230V229H170ZM228 232H232V228L231 227H229L228 229H226V233H228ZM242 232V231H241ZM217 232H215V233H213V234H211V236H214L215 234H216ZM207 235H209V234H203V236L202 237H204V236H207ZM150 237H152V235H149ZM167 237H165V238H168V239H172V238H170L168 235H166ZM210 236V237H211ZM229 238L231 237V236H228ZM231 240H233V241H237L236 242V244L238 245V238H232L231 237ZM239 240L240 241H243L244 240V237H242V235L240 234V237H239ZM234 243V242H233ZM182 244H180V245H175V246H173L172 248H175L176 246L177 247H180ZM235 245V244H234ZM236 246V245H235ZM259 246H260V244H259ZM261 247V246H260ZM168 250H171V249H168Z\"/></svg>", "mask_w": 264, "mask_h": 264}, {"label": "water", "instance_id": "obj_6", "mask_svg": "<svg viewBox=\"0 0 264 264\" xmlns=\"http://www.w3.org/2000/svg\"><path fill=\"white\" fill-rule=\"evenodd\" d=\"M256 2V1H255ZM254 2V3H255ZM239 10V9H238ZM240 11V10H239ZM246 17V16H245ZM247 18V17H246ZM251 24H252V22L250 21V20H248ZM253 25V24H252ZM253 27L255 28V30H256V27H255V25H253ZM256 32H257V30H256ZM258 33V32H257ZM259 34V33H258ZM264 39V38H263ZM213 248V247H212ZM199 254H200V252H199ZM200 259H201V256H200ZM200 259H199V262L197 263V264H200ZM210 262V261H209ZM212 263V262H211Z\"/></svg>", "mask_w": 264, "mask_h": 264}]
</instances>
